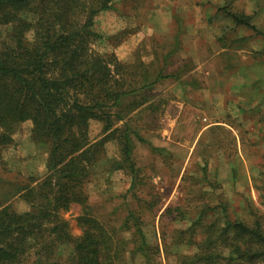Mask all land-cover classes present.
I'll list each match as a JSON object with an SVG mask.
<instances>
[{
  "label": "rangeland",
  "instance_id": "rangeland-1",
  "mask_svg": "<svg viewBox=\"0 0 264 264\" xmlns=\"http://www.w3.org/2000/svg\"><path fill=\"white\" fill-rule=\"evenodd\" d=\"M221 4L222 0H116L113 10L96 18L92 30L98 37L90 41L91 48L101 56L115 55L128 65L134 74L128 80L152 81L162 69L180 77L160 82L145 94V105L116 123V127L128 124L145 140L132 135L140 181L136 188L130 189L128 169L115 168L117 162L128 164L113 139L105 144L93 174L84 182L92 214L102 223L120 229L130 212L140 220L152 249L150 260L132 253L130 246L120 264H180L181 255L192 253L189 229L203 206L212 209L207 223L216 222L217 217L220 227L226 214L249 224L257 215L264 219V37H255L245 28L233 29L231 21L216 15ZM233 6L255 14V22L264 32V0H235ZM195 7L210 18L212 41L226 36L229 51L225 56L215 58L208 39L199 45L191 40L185 43L190 28L187 22ZM25 18L34 19L31 14ZM10 31L9 26H0V46L14 44ZM243 38V42L232 43ZM238 76L250 85L232 93L230 86ZM212 82L221 92L216 91L219 94L212 100L200 96L201 89ZM248 105L252 109L243 112L242 107ZM218 116L225 125L202 133ZM103 129L100 121L90 122L93 144L107 136ZM149 144L162 151L153 152ZM47 159L48 148L32 141L28 125L19 127L13 143L0 147V202L19 213L30 211L31 205L22 196L26 191L21 189L42 182ZM80 213L81 206L73 204L64 214L74 236L81 234L77 225ZM132 232L126 231L122 237L130 240ZM196 238L200 240L202 235Z\"/></svg>",
  "mask_w": 264,
  "mask_h": 264
},
{
  "label": "trees",
  "instance_id": "trees-1",
  "mask_svg": "<svg viewBox=\"0 0 264 264\" xmlns=\"http://www.w3.org/2000/svg\"><path fill=\"white\" fill-rule=\"evenodd\" d=\"M222 1L216 15L231 21L233 29L245 28L255 37H264L255 14L237 11L235 0ZM115 2L0 0V26L11 28L9 38L14 43L0 46V147L12 144L25 124L32 141L48 148L44 179L34 188L21 189L26 191L22 196L31 210L19 213L0 202V264H120L130 246L132 253L150 260L152 249L139 218L130 212L122 228L105 225L92 214L83 189L103 147L112 139L118 141L128 164L117 162L115 168L128 169L130 189L136 188L140 181L132 135L145 140L128 124L116 127V123L145 105V94L160 82L180 79L162 69L154 80L139 84L128 80L134 74L115 55L101 56L91 48L90 41L98 37L92 30L96 18L113 10ZM25 14L34 19H26ZM30 33L32 40L28 39ZM218 41L229 51L225 35ZM179 44L177 41L176 49ZM130 98L133 102H127ZM93 120L103 123L107 134L95 144L89 136ZM149 146L153 152L162 151ZM73 204L81 206L79 236L73 235L64 217ZM210 211L203 206L189 229L192 253L181 255L180 264H264L263 218L257 215L249 224L226 214L220 227L217 217L216 222L207 223ZM132 229L130 240L122 237ZM198 234L202 235L200 240Z\"/></svg>",
  "mask_w": 264,
  "mask_h": 264
},
{
  "label": "crops",
  "instance_id": "crops-1",
  "mask_svg": "<svg viewBox=\"0 0 264 264\" xmlns=\"http://www.w3.org/2000/svg\"><path fill=\"white\" fill-rule=\"evenodd\" d=\"M180 1H185L186 3H193L194 0H180ZM203 13V10L198 8V7H195V13L193 14V18L189 19V22H187V26L190 27L189 30H187V33L185 35V43L186 41H190L192 42V44H197L199 45V43L201 41H203L204 39H208L209 42H210V48L212 49V52L214 53V57L216 58H221V56H225V54L227 53L226 49L223 47V45L217 41L216 39H214L212 41V35L210 36V29H209V21H210V18L207 16V17H204L202 15ZM192 23V25H191ZM176 25V24H175ZM241 28V27H240ZM195 41V42H194ZM243 71L245 70V68L242 69ZM210 76H212L213 74V71L211 72L209 70V72H207ZM217 75V74H216ZM214 77V75H213ZM247 80H243V78H241V76H238L237 78H234V80L232 81V86H230L231 88V92L232 93H236V92H239L237 90H242V91H245L246 87H249L250 83L248 82H245ZM216 84H214L213 82L210 83L206 88L204 89H201L200 91V96L203 95V97L205 98H210L212 100V97L215 95V94H219L218 92L216 91H219L216 89ZM208 92H210V94H208ZM221 92V90H220ZM214 93V94H213ZM215 98V97H213ZM238 103V102H237ZM252 108H250V106H245L242 107V110H244L243 112L245 111H250ZM254 109V108H253ZM216 110V108H215ZM220 117L221 116H218L217 118L211 120L208 124H206L203 129H202V133L204 132H208L211 130V128H214V127H219V126H223L225 125L223 121L220 120ZM205 121H208V119H205ZM202 133L200 134L199 137L202 136ZM200 139V138H199Z\"/></svg>",
  "mask_w": 264,
  "mask_h": 264
}]
</instances>
